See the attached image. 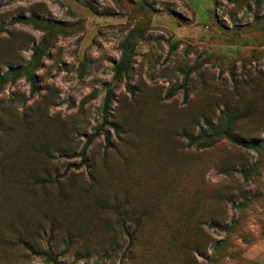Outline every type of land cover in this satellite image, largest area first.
<instances>
[{
  "label": "rangeland",
  "instance_id": "rangeland-1",
  "mask_svg": "<svg viewBox=\"0 0 264 264\" xmlns=\"http://www.w3.org/2000/svg\"><path fill=\"white\" fill-rule=\"evenodd\" d=\"M0 24V264H264V0H0ZM208 123L255 146L190 143Z\"/></svg>",
  "mask_w": 264,
  "mask_h": 264
},
{
  "label": "trees",
  "instance_id": "trees-1",
  "mask_svg": "<svg viewBox=\"0 0 264 264\" xmlns=\"http://www.w3.org/2000/svg\"><path fill=\"white\" fill-rule=\"evenodd\" d=\"M15 22H19V23H23V24H31L37 30L46 31L44 33V35L46 34V37H49L50 31H52L54 28H56V25L52 24L51 22H49L47 20H41V19L34 17V16H26V17L15 16L13 18H10L7 21V24H12ZM2 31H4V26H2L0 24V32H2ZM46 41H47V39L44 36H42L39 44L36 45L37 47H34V52L35 53L40 52L42 50V48L40 46L44 45L46 43ZM119 46H120L119 58L113 67L112 78L114 80L120 79V77L123 75V73L127 71L128 64L130 62V58H131L132 52H133V43L129 39V36H127L120 43ZM0 79L4 80L5 76L1 75ZM185 97H186V93L184 91L183 99H185ZM110 98H111V92L109 90H107L103 96L102 103H101L103 118H104V115L106 114ZM207 125H208V127L206 128L207 131L200 129L198 134H196L195 136L189 137L190 143H196L198 146H205V145H207L206 143H207L208 139L218 137L221 135L224 138H226L229 142H231L232 144L243 147V148H253L255 146V143H256L255 140H246V141L245 140H239L233 134H231L229 130H226V129L225 130H219V129L217 130L214 125L209 124V123ZM96 134H97V130H94L91 135L86 137L83 145L81 146V148L78 152V156H79L80 160L75 165L76 167L79 166V164L84 163L86 149ZM239 171L245 176V171H242V170H239ZM49 257H51L50 254H49ZM49 259H50V262L52 264H61L57 260H55V258L51 257Z\"/></svg>",
  "mask_w": 264,
  "mask_h": 264
}]
</instances>
